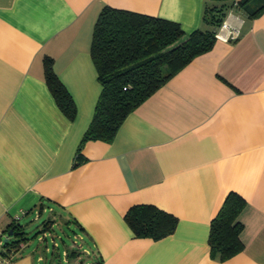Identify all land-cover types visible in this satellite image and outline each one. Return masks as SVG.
<instances>
[{
  "label": "crops",
  "instance_id": "0c3cea01",
  "mask_svg": "<svg viewBox=\"0 0 264 264\" xmlns=\"http://www.w3.org/2000/svg\"><path fill=\"white\" fill-rule=\"evenodd\" d=\"M204 2L0 0L4 234L49 211L45 229H72L76 245L62 250L72 264H264V11L248 18L243 8L228 10L210 50L130 111L111 142L87 140L83 159L76 155L101 91L90 46L102 7L172 20L190 33L203 26ZM45 57L72 97L73 119L48 88ZM229 191L246 200L244 248L220 261L207 238ZM134 204L174 215V231L135 236L124 219ZM19 244L0 264H38L41 256Z\"/></svg>",
  "mask_w": 264,
  "mask_h": 264
},
{
  "label": "trees",
  "instance_id": "16d2710c",
  "mask_svg": "<svg viewBox=\"0 0 264 264\" xmlns=\"http://www.w3.org/2000/svg\"><path fill=\"white\" fill-rule=\"evenodd\" d=\"M232 7L243 8L248 18H253L264 11V0H205L203 26L190 33L172 20L103 6L93 26L90 46L101 91L78 145V160L82 158L84 142H111L130 111L195 56L210 50ZM43 64L45 81L56 104L73 119L75 104L53 71L52 59L45 57ZM245 204L246 200L235 191H229L224 197L209 223L207 241L212 258L224 261L243 250V224L239 215ZM124 219L135 236L152 239L172 233L177 224L174 215L152 204L131 205ZM9 230L15 235L23 233L19 224L9 225L5 231ZM19 242L7 240L3 256L10 254V250L18 252Z\"/></svg>",
  "mask_w": 264,
  "mask_h": 264
},
{
  "label": "rangeland",
  "instance_id": "374dc122",
  "mask_svg": "<svg viewBox=\"0 0 264 264\" xmlns=\"http://www.w3.org/2000/svg\"><path fill=\"white\" fill-rule=\"evenodd\" d=\"M34 215L27 217L21 222L22 234L15 235L5 232V236L8 235L9 243L17 240L24 242L25 252H32L35 259L41 256V259L37 261L38 264H72L69 262L70 258L64 261L62 254L64 249H67L70 253L73 246L76 245L73 243L72 229L65 224H56L50 229H45L43 223L49 217V211L42 212L36 218ZM3 247L6 246L4 245ZM83 253V250H81V254ZM68 256L70 257V255ZM84 258V261L87 260V257Z\"/></svg>",
  "mask_w": 264,
  "mask_h": 264
},
{
  "label": "built area",
  "instance_id": "2783aa9c",
  "mask_svg": "<svg viewBox=\"0 0 264 264\" xmlns=\"http://www.w3.org/2000/svg\"><path fill=\"white\" fill-rule=\"evenodd\" d=\"M226 26H227L226 22L223 21L222 24L220 25L218 31L223 29ZM4 237L7 238L8 235L5 236L4 232L0 230V259L3 257V253L6 250V247H3L5 245V242H6ZM21 247H22V245L18 243L17 249L19 250ZM15 252H17V251L10 250V254H14Z\"/></svg>",
  "mask_w": 264,
  "mask_h": 264
},
{
  "label": "water",
  "instance_id": "95a60500",
  "mask_svg": "<svg viewBox=\"0 0 264 264\" xmlns=\"http://www.w3.org/2000/svg\"><path fill=\"white\" fill-rule=\"evenodd\" d=\"M12 232H11V230L8 232V234H11ZM8 240V237L7 238H5V241H7Z\"/></svg>",
  "mask_w": 264,
  "mask_h": 264
}]
</instances>
